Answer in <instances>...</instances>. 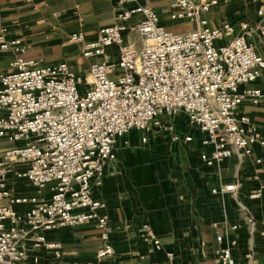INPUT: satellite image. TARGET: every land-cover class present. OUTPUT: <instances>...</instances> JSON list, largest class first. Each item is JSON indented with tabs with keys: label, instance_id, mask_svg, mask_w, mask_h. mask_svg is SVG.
Here are the masks:
<instances>
[{
	"label": "built area",
	"instance_id": "built-area-1",
	"mask_svg": "<svg viewBox=\"0 0 264 264\" xmlns=\"http://www.w3.org/2000/svg\"><path fill=\"white\" fill-rule=\"evenodd\" d=\"M165 1L170 19L194 20L196 27L174 32L161 23L147 0H115L114 22L99 27L96 37L86 39L81 28L69 35L70 41L81 44L82 56L102 57L90 62L84 72L72 69L67 61L45 64L43 56H25L27 42L9 36L8 26L0 23V52L11 53L8 70L0 72V137L22 141L0 155V264H107L115 249L109 241L105 202L94 197L92 188L116 158L117 139L131 128L143 131V141L152 129L169 133L174 141L180 139L174 123L161 113H184L187 121L198 126L200 143L207 147L199 154L207 165L233 154H251L256 144L264 146V132L239 110L246 99L253 104L264 101L262 87L241 86L264 71V52H257L248 40L255 30L264 37V2L256 9L261 17L258 23L242 21L240 32L234 33L229 21L211 26L203 16L219 0ZM136 14H142L141 19L129 26L127 20ZM128 28L141 39L139 48L123 39ZM226 35L231 37L217 42ZM113 44L117 58L108 53ZM182 138L192 139L189 134ZM11 170L29 179L33 194L10 192ZM255 176L260 184L248 192L249 198L263 193L264 167ZM238 189L237 181L221 179L212 192L236 194ZM243 208L252 227L255 220ZM87 222L99 228L101 244L96 253L63 263L61 242L46 239L44 231ZM216 237L223 240L221 234ZM140 238L147 244V253L162 249L148 221L141 224ZM236 242L231 238L216 249L219 264H235L232 246ZM43 245L53 255L47 262L30 252ZM164 254L165 263L153 264H179L171 250Z\"/></svg>",
	"mask_w": 264,
	"mask_h": 264
},
{
	"label": "crops",
	"instance_id": "crops-1",
	"mask_svg": "<svg viewBox=\"0 0 264 264\" xmlns=\"http://www.w3.org/2000/svg\"><path fill=\"white\" fill-rule=\"evenodd\" d=\"M262 2L219 0L203 16L211 26L229 21L235 26L234 33H239L242 21L256 24L261 19L256 9ZM147 3L158 12L161 23L174 32L197 25L194 20L170 19L169 5L164 0ZM126 4L132 6L134 2ZM116 12L115 0H0V23L8 26L9 36H19L27 42L25 56H43L45 64L67 61L72 69L82 72L90 62L102 57L82 56L81 44L70 41V33L81 28L86 39L94 38L99 27L114 22ZM140 17L142 14L131 16L128 25L135 24ZM230 37L226 35L217 42L223 43ZM123 39L141 46V39L132 28L124 31ZM248 40L257 52H264V37L258 31L252 32ZM108 53L117 58V45L109 46ZM10 57L9 51L0 52V72L8 70ZM241 86L264 89V71L257 80ZM239 110L247 113L258 130L264 132V101L253 104L246 99ZM160 116L174 123L180 139L174 141L169 133L152 129L143 141V131L131 128L117 139L116 158L106 165L101 182L92 188L94 197L105 202L109 241L115 249L107 264L165 263V250H171L179 264H219L216 249L231 238L237 239L232 246L235 264H264V190L257 198L247 196L259 187L260 179L255 175L264 167V146L256 144L251 154H233L218 164L207 165L199 154L207 147L200 143L198 126L187 121L184 113ZM186 134L192 139L182 138ZM15 143L0 137V155ZM257 157L261 158L260 163L255 162ZM7 177L12 194L34 193L29 179L16 176L12 170ZM221 179L237 181L236 194L212 192ZM43 192L45 197L50 195L47 188ZM243 207L255 220L252 227L244 218ZM147 221L161 239V250L147 253V244L140 238L141 224ZM233 223L238 226L232 228ZM44 234L46 239L61 242L63 263L92 258L101 244L99 228L93 222L49 229ZM217 234L223 240L219 241ZM250 251L252 254L247 256ZM30 252L38 254L42 261L52 259L51 250L44 245L30 248Z\"/></svg>",
	"mask_w": 264,
	"mask_h": 264
},
{
	"label": "rangeland",
	"instance_id": "rangeland-1",
	"mask_svg": "<svg viewBox=\"0 0 264 264\" xmlns=\"http://www.w3.org/2000/svg\"><path fill=\"white\" fill-rule=\"evenodd\" d=\"M165 1V0H164ZM165 3L167 4V2L165 1ZM168 5V4H167ZM141 19V17L138 19V20H140ZM183 29H186V28H183ZM182 30V29H181ZM14 142H16L15 144H20V143H22V141H19V143L17 142V141H14ZM52 257H53V255H52Z\"/></svg>",
	"mask_w": 264,
	"mask_h": 264
}]
</instances>
